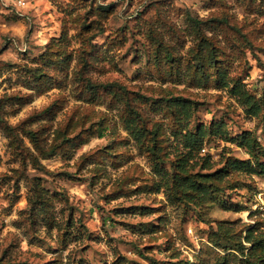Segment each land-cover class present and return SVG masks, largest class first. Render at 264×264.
Wrapping results in <instances>:
<instances>
[{"label": "rangeland", "instance_id": "1", "mask_svg": "<svg viewBox=\"0 0 264 264\" xmlns=\"http://www.w3.org/2000/svg\"><path fill=\"white\" fill-rule=\"evenodd\" d=\"M25 1L0 0V259L264 264V174L232 171L192 201L172 166L212 121L264 150V110L230 92L264 101V0ZM176 96L194 102L188 128L165 106ZM130 107L155 139L131 136ZM199 155L212 167L192 173L251 158L219 137Z\"/></svg>", "mask_w": 264, "mask_h": 264}, {"label": "trees", "instance_id": "2", "mask_svg": "<svg viewBox=\"0 0 264 264\" xmlns=\"http://www.w3.org/2000/svg\"><path fill=\"white\" fill-rule=\"evenodd\" d=\"M202 73H205V61L200 62L197 66ZM220 69L218 74L220 75ZM223 82V79H221ZM224 86H229V83L224 82ZM231 94L237 98L240 104L244 107L247 114L252 116H260L264 110V101L251 94L245 83L236 81L230 87ZM165 106L170 113L176 117L177 123L185 122V127H189L190 118L195 110L194 102L182 96H176L165 99ZM129 117L126 119V128L131 136L140 144L144 145L147 134H153L152 139L156 138L157 130L152 132L146 125V120L141 115L140 111L130 107ZM32 138H35V132H30ZM219 137L221 140L229 143H234L237 146L247 150L251 158L240 160L228 159L226 165L215 172H196L192 173L191 169L195 167L198 160L204 159L202 169H210L212 167L208 157H199L200 151L204 146L206 138ZM186 152L178 155L176 161L173 162L175 173L174 184L178 187L176 194L184 195L185 199L194 201L196 197L198 200H203L207 194L215 192L221 188V182L232 171L246 172L247 174H264V161L260 158L264 154L263 147L258 137L252 131H243L238 135L231 136L224 121H212L210 124H198L195 129H188L185 136ZM155 144L152 145L154 153H156ZM159 156L161 154L156 153ZM196 161V162H195ZM177 196V195H176ZM250 239V233L247 237ZM0 264H12L10 262L4 263L0 259Z\"/></svg>", "mask_w": 264, "mask_h": 264}, {"label": "built area", "instance_id": "3", "mask_svg": "<svg viewBox=\"0 0 264 264\" xmlns=\"http://www.w3.org/2000/svg\"><path fill=\"white\" fill-rule=\"evenodd\" d=\"M18 5L19 6H25L26 5V1L25 0H18Z\"/></svg>", "mask_w": 264, "mask_h": 264}]
</instances>
